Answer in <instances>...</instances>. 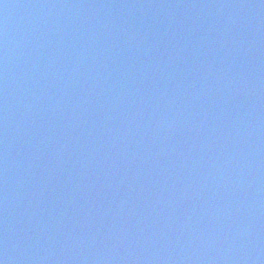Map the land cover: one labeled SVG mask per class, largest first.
Instances as JSON below:
<instances>
[{"label":"water","instance_id":"obj_1","mask_svg":"<svg viewBox=\"0 0 264 264\" xmlns=\"http://www.w3.org/2000/svg\"><path fill=\"white\" fill-rule=\"evenodd\" d=\"M2 264H264V0H0Z\"/></svg>","mask_w":264,"mask_h":264},{"label":"clouds","instance_id":"obj_2","mask_svg":"<svg viewBox=\"0 0 264 264\" xmlns=\"http://www.w3.org/2000/svg\"><path fill=\"white\" fill-rule=\"evenodd\" d=\"M0 264H2V262H0Z\"/></svg>","mask_w":264,"mask_h":264}]
</instances>
